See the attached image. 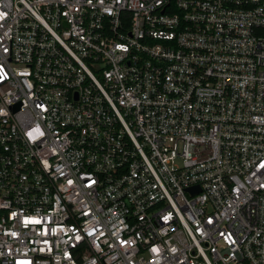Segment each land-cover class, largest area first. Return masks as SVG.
<instances>
[{"label": "built area", "instance_id": "1", "mask_svg": "<svg viewBox=\"0 0 264 264\" xmlns=\"http://www.w3.org/2000/svg\"><path fill=\"white\" fill-rule=\"evenodd\" d=\"M0 264H264V0H0Z\"/></svg>", "mask_w": 264, "mask_h": 264}]
</instances>
